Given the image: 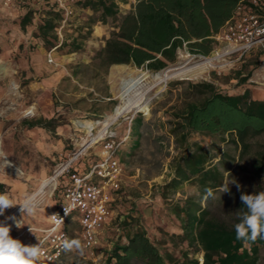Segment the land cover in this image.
<instances>
[{
    "label": "rangeland",
    "instance_id": "374dc122",
    "mask_svg": "<svg viewBox=\"0 0 264 264\" xmlns=\"http://www.w3.org/2000/svg\"><path fill=\"white\" fill-rule=\"evenodd\" d=\"M132 2L134 0H120V12L128 10ZM46 5L32 8L31 22L25 27L21 25L20 14L7 13L0 5V148L11 161V166L0 168V182L4 184V191L0 193L8 194L15 203H22L37 190L43 178L48 179L74 154L79 153L73 164L80 169L100 160L106 154L107 140L112 142V149H116L114 155L120 162L121 172L118 187H109L111 213L98 232L99 244L93 249L94 254L90 255L84 248L82 254L77 250L65 251L59 260L43 264H102L105 252L119 233L116 225L121 214L138 218L161 250H169L177 258L182 252H188L189 256L201 260V251L178 238L181 225L170 211L172 204L197 196L196 184L185 180L166 199L159 195V186L173 175V158L184 150L177 146L171 133L178 120L174 114L185 95L191 92V83L211 81L228 94L248 89L253 98L264 99V46L256 45L240 58L236 55L217 57L211 60V66H197L188 74L172 75L161 81L156 78L161 71L133 64L118 67L114 64L108 69L99 65L93 56L104 45L115 22L109 19L106 24L92 23V11L76 0L71 4V12L63 14L55 30L57 44L53 47L45 44L36 33L48 10ZM72 40H75L72 46L80 44L81 47L72 50L69 45ZM221 47L222 44H216L213 52L204 57H212ZM204 57L181 49L177 62L168 68L191 65ZM113 69H116L115 74H112ZM142 74L144 78L128 96L135 98L142 94L140 102L146 104V111L131 108L105 126L103 121L123 102L122 80ZM39 118L52 121L46 127L25 124ZM136 118L141 119L139 125ZM131 129L136 130L139 138V145L134 149L130 147ZM188 142L211 148L213 153L220 150L227 154L225 165L230 169L225 173L224 183L234 179L241 189L264 188V179L254 174L251 165L252 156L264 142V135L252 140L250 153L242 159L238 158L236 147L222 141L219 135L191 132ZM229 188L230 193L222 194L218 190L210 201L211 211L225 219L233 214L237 191L235 184H230ZM52 189L53 182L47 183L33 199L37 204L34 216L23 217L21 210L18 211L15 220L23 219L22 227L17 228L15 220L4 225L10 227L13 239L23 244L27 228L46 226L53 205ZM201 202L205 206V196ZM19 206L5 209L0 215V224ZM67 227L70 240L81 241L78 222L70 219ZM258 264H264V246L260 249Z\"/></svg>",
    "mask_w": 264,
    "mask_h": 264
},
{
    "label": "trees",
    "instance_id": "16d2710c",
    "mask_svg": "<svg viewBox=\"0 0 264 264\" xmlns=\"http://www.w3.org/2000/svg\"><path fill=\"white\" fill-rule=\"evenodd\" d=\"M119 1L76 0L92 11V23L106 24L109 19L115 22L93 59L105 69L112 64H133L162 71L177 62L178 49L196 55H209L215 47L214 35L232 17L240 0H135L123 12H120ZM47 4L48 10L37 27L36 35L53 47L57 44L55 30L63 12L57 10L54 4ZM32 14V8L20 14L22 27L31 22ZM74 43L75 40H72L69 45ZM80 47V44H75L72 50ZM174 115L178 120L171 133L177 146L184 150L180 156L173 158V175L159 186V195L166 199L185 180L196 184L197 196L172 204L170 211L181 225L182 232L177 235L178 238L201 251L203 259L189 256L188 252H182L177 258L169 250H161L139 224L138 218L121 214L116 225L119 233L105 252L102 264H258L264 238L247 243L237 240L234 224L237 223V212L245 210L241 193L252 194L264 191V188L237 190L230 219L214 214L210 208L213 198L207 196L206 190L211 189L215 194L223 186L225 173L230 169L228 164L225 165L228 157L224 151L213 153L211 148H204L197 142L189 143L188 135L191 132L219 135L222 141L236 147L238 158L242 159L250 153L252 140L264 135V99L253 98L248 89L228 94L211 81L191 83V92L185 95ZM51 121L39 118L25 121V124L28 127H46ZM140 121V118L135 119L137 125ZM132 132L138 135L136 130L131 129ZM136 140L138 142L133 149L139 145V138ZM218 153L221 154L218 156ZM223 164L224 167H221ZM251 165L254 174L264 179V142L252 156ZM71 170H74L72 165ZM65 176L66 173L59 177L52 194L54 204L61 199ZM3 191L4 184L0 182V192ZM203 196L207 201L205 206L201 202Z\"/></svg>",
    "mask_w": 264,
    "mask_h": 264
},
{
    "label": "built area",
    "instance_id": "2783aa9c",
    "mask_svg": "<svg viewBox=\"0 0 264 264\" xmlns=\"http://www.w3.org/2000/svg\"><path fill=\"white\" fill-rule=\"evenodd\" d=\"M41 1L54 4L55 8L65 15L71 12L70 7L75 0ZM1 2L6 8L21 9L29 6L32 0H1ZM214 39L215 46L222 44V47L215 50L211 59L226 58L231 55L240 58L254 46H264V0H240L234 14L214 35ZM112 146V142L107 140L105 156L83 169L73 164L79 153L74 154L62 167L54 171L49 180L47 179V183L53 182L52 196L59 177L66 173L62 180L61 199L50 211L48 225L31 226L32 231L30 227L26 229L23 245L33 246L38 245L39 241L42 242L41 256L36 264L50 263L61 258L66 251L63 242L66 239L70 240L67 227L70 219H75L80 226L83 248L90 255L94 254L93 249L99 244L98 232L111 213L109 202L112 196L109 187L112 189L118 187V176L121 172L120 162L114 155L116 149H112ZM71 165L74 170L70 171ZM64 206L72 207L70 214L65 215ZM54 214H59L63 222L57 223L52 219L51 216Z\"/></svg>",
    "mask_w": 264,
    "mask_h": 264
},
{
    "label": "clouds",
    "instance_id": "9594fccd",
    "mask_svg": "<svg viewBox=\"0 0 264 264\" xmlns=\"http://www.w3.org/2000/svg\"><path fill=\"white\" fill-rule=\"evenodd\" d=\"M0 159L3 160L0 168L5 169V167L11 166V162L6 159V154L3 151H0ZM230 184H235L238 191L241 189V185L232 179L231 182H225L219 191L222 194L230 193ZM206 192L208 197L215 198L211 189H207ZM240 199L245 210L236 214L237 223L234 224L236 239L247 243L248 241L254 242L257 238H264V191L252 194L242 192ZM17 204L21 205L23 217L25 215L34 216L37 211V204L32 198L25 199L22 203H15L8 194L0 193V215L4 214L5 209ZM71 211L72 207L64 206L65 215L70 214ZM57 217L59 214L51 216L57 223H62V218L57 219ZM9 219L15 220V217ZM23 225V219L16 221L17 228ZM30 230L32 231L31 227ZM41 244L42 242L39 241L38 245H23L19 240L10 236V227L0 224V264H36L41 256ZM63 248L66 251L77 250L81 254L83 252V245L78 239H66L63 242Z\"/></svg>",
    "mask_w": 264,
    "mask_h": 264
},
{
    "label": "bare ground",
    "instance_id": "6f19581e",
    "mask_svg": "<svg viewBox=\"0 0 264 264\" xmlns=\"http://www.w3.org/2000/svg\"><path fill=\"white\" fill-rule=\"evenodd\" d=\"M212 59L210 57H205L203 59H201L200 61L198 62H195L194 64H191V65H187V66H180V67H175V68H167V69H164L162 70L160 73H158L156 75V78H159L161 81L166 79L167 77L169 76H172V75H177V74H184V73H187L189 71H191L192 68L194 67H205V65H209L211 66L212 65ZM116 67L119 66V64H116L115 65ZM204 69V68H203ZM115 70L116 69H113L112 70V74H115ZM192 71H195V70H192ZM191 71V72H192ZM169 72H171V74L169 75ZM198 72V71H197ZM188 74V73H187ZM144 78V74L142 75H138V76H131V77H127V78H124L122 80V85H121V93H120V96L123 100L122 104H119L117 105L111 114H109L106 119L103 121L104 125H109L110 123L114 122L120 115H122L125 111H128L129 109L131 108H134V109H137V110H140V109H147L146 107V104L145 103H141L140 102V98L142 96V94H138L135 98H131L128 96L129 92L136 86L140 83V81ZM146 111V110H145ZM1 147V146H0ZM0 151L1 148H0ZM6 159L8 161H10L7 156H6ZM11 162V161H10ZM48 180L47 178H43L41 181H40V184L37 188V190L32 193L31 195H29L27 198L25 199H28V198H32L34 199L38 193L42 192L44 187L46 186ZM24 199V200H25ZM23 200V201H24ZM22 201V202H23ZM21 210V205L19 207H17V209L11 214V216H9L6 220H4V222L2 223L3 225L7 224V223H11V221L13 219H9L10 217H15L16 219V214L18 213V211ZM17 220V219H16ZM15 220V221H16ZM9 225V224H8ZM201 258V256H200Z\"/></svg>",
    "mask_w": 264,
    "mask_h": 264
},
{
    "label": "crops",
    "instance_id": "0c3cea01",
    "mask_svg": "<svg viewBox=\"0 0 264 264\" xmlns=\"http://www.w3.org/2000/svg\"><path fill=\"white\" fill-rule=\"evenodd\" d=\"M134 2H135V0H134ZM134 2H132V3H134ZM132 3H130V6H131ZM0 5H2L1 0H0ZM41 5L44 6V7L47 6L46 2L45 1H41V0H32V2L30 3L29 6H27L25 8H21V9H9V8L4 7L3 5L2 6L4 7L5 10H7V13L18 15V14L23 13L28 8L39 7ZM179 50H181V49H178V51ZM178 51H177V53H178ZM112 65H114V64H112ZM131 134H132L131 135L132 139L130 140V147L133 148L135 143L138 142V140H136L138 138V135L136 133H133V132ZM133 134H136V135L134 136ZM54 206H55V204L53 202V205H51L50 211L52 210V208ZM50 211H49V213H50ZM48 218H49V215H48ZM48 223H49V221L47 222L46 225H48Z\"/></svg>",
    "mask_w": 264,
    "mask_h": 264
},
{
    "label": "water",
    "instance_id": "95a60500",
    "mask_svg": "<svg viewBox=\"0 0 264 264\" xmlns=\"http://www.w3.org/2000/svg\"><path fill=\"white\" fill-rule=\"evenodd\" d=\"M203 259V258H202ZM202 259H201V261H202Z\"/></svg>",
    "mask_w": 264,
    "mask_h": 264
}]
</instances>
